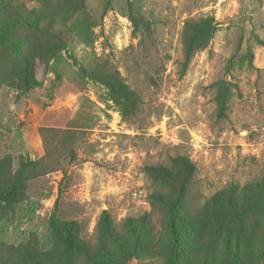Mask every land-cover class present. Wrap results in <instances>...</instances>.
<instances>
[{
  "label": "rangeland",
  "instance_id": "rangeland-1",
  "mask_svg": "<svg viewBox=\"0 0 264 264\" xmlns=\"http://www.w3.org/2000/svg\"><path fill=\"white\" fill-rule=\"evenodd\" d=\"M205 15L216 31L184 67L185 23ZM0 35V184L44 154L40 127L76 132L74 160L26 170L19 202H0V239L49 247L55 213L93 244L106 211L124 244L115 264H165L168 217L146 166L183 155L195 167L187 208L208 212L180 236L179 264H227L226 241L236 264H261L263 199L239 193L264 179V0H0ZM100 64L138 94L125 120L91 76ZM145 213L136 243L125 221Z\"/></svg>",
  "mask_w": 264,
  "mask_h": 264
},
{
  "label": "trees",
  "instance_id": "trees-1",
  "mask_svg": "<svg viewBox=\"0 0 264 264\" xmlns=\"http://www.w3.org/2000/svg\"><path fill=\"white\" fill-rule=\"evenodd\" d=\"M185 24L186 29L183 33L184 67L195 52L207 47L217 28V23L212 15L190 18ZM2 39L3 35H0V41ZM91 76L107 89L109 99L117 106L123 120L136 113L139 103L138 94L124 81L116 69L100 64L92 71ZM25 82L28 87H33L38 83L29 73H26ZM39 131L44 154L27 163L29 168L26 170L29 173L33 176L46 174L61 169L64 160L75 159V151L72 147L76 133L74 129L40 127ZM25 166L18 171L19 175L13 181L0 184V202L7 207H12L20 200ZM146 170L154 184L158 186L153 190L152 196L165 206L168 217L170 237L165 264H179L180 236L196 218V215L208 212L206 208H201L192 213L187 208V191L195 170L194 164L187 157L177 155L171 158L169 165H150L146 166ZM252 193H261L264 203V179L262 182L244 186L239 196L241 200L246 201ZM215 215L216 213H213L212 218L216 226L215 230L219 232ZM147 218L148 215L145 213L139 218H127L125 221L134 235L136 243L140 240V234L146 231L144 227ZM236 218L239 223L242 222L240 215L236 214ZM50 222L53 240L49 247L45 244L41 246L38 244L35 247L14 246L0 239V264H73L71 257L80 255H83L88 261L94 260L95 264H115L114 249L124 250L121 234L106 211H103L98 222L97 239L93 244L79 235L80 224L78 221L61 220L54 213ZM223 258L227 264H236L239 259L236 246H230L226 241ZM261 264H264V256Z\"/></svg>",
  "mask_w": 264,
  "mask_h": 264
}]
</instances>
